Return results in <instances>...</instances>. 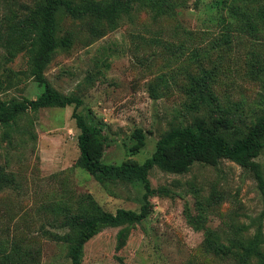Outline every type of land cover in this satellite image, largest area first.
I'll use <instances>...</instances> for the list:
<instances>
[{
    "label": "rangeland",
    "instance_id": "rangeland-1",
    "mask_svg": "<svg viewBox=\"0 0 264 264\" xmlns=\"http://www.w3.org/2000/svg\"><path fill=\"white\" fill-rule=\"evenodd\" d=\"M31 2L0 0V99L7 103L34 100L43 91L27 57L19 53L8 61L2 47L11 13ZM172 3L170 16L134 10L114 28L93 17L57 15L59 37L71 32L72 44L53 54L44 78L59 93L82 100L77 112L105 135L106 164L143 163L170 129L204 114L226 113L244 130L264 113V24L248 10L256 31L241 30L232 16L238 0ZM202 71L212 75L213 112L196 105L198 93L189 85ZM72 111H28L10 128L0 126V168L8 179L0 190V264H70L67 245L55 236L66 232V215L78 213L86 196L110 213L141 206L139 185H101L78 166ZM137 129L145 147L131 155ZM256 161L264 172V150ZM148 178L167 194L150 198L142 222L100 223L82 264H233L205 249V234L224 238L243 226V235L252 237L257 225L264 254L263 197L236 163L194 165L184 174L153 168Z\"/></svg>",
    "mask_w": 264,
    "mask_h": 264
},
{
    "label": "trees",
    "instance_id": "trees-1",
    "mask_svg": "<svg viewBox=\"0 0 264 264\" xmlns=\"http://www.w3.org/2000/svg\"><path fill=\"white\" fill-rule=\"evenodd\" d=\"M241 7L232 6V16L237 18L241 30L256 31L248 10L253 11L255 21L264 24V0H238ZM256 5V6H254ZM172 0H32L22 6L21 13H11L2 37L6 60L22 53L27 57L29 69L43 86L42 93L34 100L4 102L0 99V126L10 128L20 115L47 108L72 107V119L79 130L77 145L78 166L101 185L122 183L139 185L143 191L139 210L117 209L110 213L102 209L90 196L77 203L76 214H68L63 222L66 232L56 235L55 240L67 245L70 264H82L85 245L95 237L100 223L119 221L142 222L151 212L150 198L167 194L163 189L151 187L148 174L153 168L170 174L187 173L194 165L216 167L221 160L236 163L248 171L256 182L263 197L264 172L256 161L264 150V113L249 127L240 129L226 113L217 117L204 114L195 117L189 125L170 129L156 143L155 150L143 163L103 162L106 139L102 128L88 123L77 110L82 100L66 96L55 90L44 78V72L57 50L66 51L72 44L73 34L66 31L59 37L57 15L63 12L72 19L93 17L114 28L123 17H130L134 10L149 9L155 17L170 16L173 13ZM242 8V9H241ZM241 18V19H240ZM262 71V68L260 69ZM212 75L206 71L192 77L189 85L198 93L196 105L213 112L216 99L210 90ZM9 136L7 132L4 134ZM131 155L138 154L145 147V136L137 129L131 135ZM8 183L0 168V190ZM264 214V211H263ZM245 227H238L233 234L221 237L209 230L204 236L205 249L233 264H263L264 254L259 244L262 240L259 225L252 237L243 235Z\"/></svg>",
    "mask_w": 264,
    "mask_h": 264
}]
</instances>
